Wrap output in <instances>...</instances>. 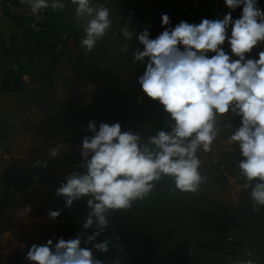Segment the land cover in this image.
<instances>
[{
    "label": "rangeland",
    "instance_id": "374dc122",
    "mask_svg": "<svg viewBox=\"0 0 264 264\" xmlns=\"http://www.w3.org/2000/svg\"><path fill=\"white\" fill-rule=\"evenodd\" d=\"M187 1L202 9L201 19H222L230 11L224 0ZM96 2L111 10L113 23L93 52H85L80 46L83 31L73 39L47 21L50 29L44 35L34 34L35 48L15 52L34 60V65L28 62L19 67L20 56L13 58L19 69H9L4 79L10 94L7 108L0 111V264H31L26 254L33 243L42 244L48 239L56 243L59 238H75L83 231L88 214L86 201H75L66 208L64 198L56 196L55 189L80 162L82 139L92 135L84 131L89 121H95L97 128L101 122H118L123 131H136L145 139L157 129L168 130L166 121L170 117L138 83L145 66L134 61L133 53L142 46L135 35L124 40L120 30L125 26L133 33L147 29L155 38L164 30L162 14L169 15L171 27L181 20L176 6L179 1ZM258 6L264 9V0H258ZM241 11L238 8L232 12L233 19ZM72 43L75 47L71 48ZM123 43L128 44L126 52L120 50ZM223 47L230 53L227 42ZM262 50L264 43L248 58H258ZM234 123L238 126V118ZM228 135L222 132L213 150L201 153V172L208 179L200 192H170L171 181L165 179L130 211H114L109 227L96 242L109 239V253L130 247L132 251L136 242L143 244L138 251L153 245L147 253L150 264H234L246 259L264 264V245L253 226L240 228L235 216L228 214L237 203L232 204L235 197L230 190L234 183L225 173L239 153L229 144ZM53 148L60 150L57 158H49L48 151ZM49 210H60L61 215L52 220ZM229 221L235 223L232 241L227 240ZM239 229L247 233L239 234ZM126 238V246L116 245ZM211 242L214 244L209 249ZM93 253L103 254L94 248Z\"/></svg>",
    "mask_w": 264,
    "mask_h": 264
},
{
    "label": "clouds",
    "instance_id": "9594fccd",
    "mask_svg": "<svg viewBox=\"0 0 264 264\" xmlns=\"http://www.w3.org/2000/svg\"><path fill=\"white\" fill-rule=\"evenodd\" d=\"M68 2L75 6V21L84 33L80 46L91 53L112 27L111 10L93 0ZM20 3L37 18L45 10L67 7L65 0ZM224 3L230 11L222 19L182 20L171 27L169 15L162 14L164 30L155 38L147 29L133 33L128 26L121 28L124 40L135 35L142 46L133 53L134 61L145 66L138 83L170 117L168 130L157 129L145 139L136 131H123L118 122H101L97 128L95 121H89L84 131L92 135L82 139L81 160L55 189L66 208L86 201L83 231L56 243L52 239L33 243L26 254L31 264H105L93 248L109 253V239L96 241L109 227L111 214L130 211L165 179L171 181L170 192H200L208 179L201 172V153H210L224 131L229 133V144L239 150L236 168L244 181L243 190L250 189L255 206H264V50L258 58H248L264 43V9L258 0ZM238 8L241 14L233 19L232 12ZM226 42L230 53L223 47ZM120 50L126 52L128 44L123 43ZM48 155L57 158L60 150L53 148ZM60 215V210L48 211L52 220ZM111 264L121 261L115 257ZM234 264L256 262L246 259Z\"/></svg>",
    "mask_w": 264,
    "mask_h": 264
},
{
    "label": "crops",
    "instance_id": "0c3cea01",
    "mask_svg": "<svg viewBox=\"0 0 264 264\" xmlns=\"http://www.w3.org/2000/svg\"><path fill=\"white\" fill-rule=\"evenodd\" d=\"M20 1V0H17ZM95 0H93L94 2ZM67 7L63 11H52L48 9L49 21L54 23L57 27V30L66 31L70 37L74 39L77 37V32H82V29L75 21L74 9L75 6L71 5L68 0H65ZM13 24L10 30L6 31V34H3V42H0V111L2 112L7 108L10 91L8 87L4 85L6 74L8 70L13 68L14 70L19 69L16 63H13V58H18L20 54L15 52L22 50L24 47L35 48L36 36L31 34L28 31L26 21L22 19H12ZM71 48L75 47V44L70 45ZM8 52V53H7ZM7 53V54H4ZM31 65H34V60L31 62ZM24 81H27L26 75ZM12 92V91H11ZM241 159L239 153L235 154L232 166L228 169V172L225 173L230 183H234V189L230 190L233 202L237 203L234 210H230L228 214H232L238 220H234L236 224L240 222V228L247 226H253L254 230L257 233L258 239L261 240V237L258 233V227L255 226L257 222H264V206H255L254 201L251 198L250 189L243 190V180L239 175L238 169L236 168V163ZM236 212V213H235ZM233 221V222H234ZM235 224V223H234ZM239 234L247 233V231L242 232L239 229Z\"/></svg>",
    "mask_w": 264,
    "mask_h": 264
},
{
    "label": "trees",
    "instance_id": "16d2710c",
    "mask_svg": "<svg viewBox=\"0 0 264 264\" xmlns=\"http://www.w3.org/2000/svg\"><path fill=\"white\" fill-rule=\"evenodd\" d=\"M179 1V4H177L176 6L179 7V14L181 16V20H178L177 23H179V21H187L189 23H194L196 21H199L202 17H203V11L202 9H200L197 6H192L191 3H189V1L187 0H177ZM183 7H187V10L183 11ZM47 12V10H46ZM47 21H49V13L47 12V17H46V22L44 24V32H42V35H44V33H46L49 29H50V24H47ZM49 28V29H47ZM47 30V31H46ZM46 31V32H45ZM19 67H22L21 65H19ZM150 207H147L146 210H149ZM130 214L127 213V216H129ZM127 240L126 239H121L119 240V242L116 245L119 246H126L127 243L125 242ZM129 241V240H128ZM137 243L140 242H136V245L132 246V251H131V247L122 250L121 252L116 251V252H112V253H103V254H96V258L101 259L102 261L105 262V264H111L112 262V257H118L121 261V264H150L149 262V258H147V253H150L152 251V246H149V248L145 249V250H139L138 248H141V245H138ZM214 244V242H211L207 245V248L211 249L212 245ZM114 254V255H113ZM109 255V256H108ZM111 261V262H110ZM166 264V263H164Z\"/></svg>",
    "mask_w": 264,
    "mask_h": 264
},
{
    "label": "built area",
    "instance_id": "2783aa9c",
    "mask_svg": "<svg viewBox=\"0 0 264 264\" xmlns=\"http://www.w3.org/2000/svg\"><path fill=\"white\" fill-rule=\"evenodd\" d=\"M187 9V8H186ZM10 17L12 19H22L26 21L28 31L31 34H41L44 30V24L46 22L47 12L46 10L41 13L39 18L33 16L27 9L26 6L22 5L17 0H0V18ZM3 39V33L0 32V41ZM235 224L232 221L228 223L229 235L227 236L228 241L234 239L233 230Z\"/></svg>",
    "mask_w": 264,
    "mask_h": 264
},
{
    "label": "water",
    "instance_id": "95a60500",
    "mask_svg": "<svg viewBox=\"0 0 264 264\" xmlns=\"http://www.w3.org/2000/svg\"><path fill=\"white\" fill-rule=\"evenodd\" d=\"M13 20L10 17L4 16L0 18V32L6 34L7 30L12 28ZM29 62V57L26 55L20 56L18 64L21 66L27 65ZM255 226L258 227V233L262 240V245H264V222H257Z\"/></svg>",
    "mask_w": 264,
    "mask_h": 264
}]
</instances>
